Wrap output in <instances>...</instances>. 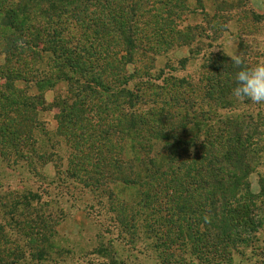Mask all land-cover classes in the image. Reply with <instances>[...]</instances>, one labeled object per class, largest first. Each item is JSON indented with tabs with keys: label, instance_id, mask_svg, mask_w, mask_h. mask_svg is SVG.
<instances>
[{
	"label": "rangeland",
	"instance_id": "1",
	"mask_svg": "<svg viewBox=\"0 0 264 264\" xmlns=\"http://www.w3.org/2000/svg\"><path fill=\"white\" fill-rule=\"evenodd\" d=\"M66 1L63 11L56 10L55 16L46 20L41 16L42 11L59 4L57 0H0L3 77L14 66V59L7 64L5 58L10 57L17 45L13 40H18L22 32L31 34V28L41 26L52 37V33L62 29L59 37L62 44L79 41L89 51L92 36L85 30L91 32L97 22L108 26L103 38L116 60L112 76L111 67L105 66L99 56L87 59V72L72 74L64 68L65 74L72 80L80 79L79 85L104 74L110 81L113 79L116 90L137 89L144 104L139 111L154 113L156 119H162L157 122L160 123L157 135L169 137L179 133L186 142L194 138V143L187 142L196 143L188 151L190 154L227 152L235 160L226 167L234 172L238 168L235 164L247 166V176L240 186L247 190L240 195L250 201V225L230 228L227 242L213 248L212 235L204 220L197 213L184 217L177 201L170 202L172 199L159 194L160 189L155 185L150 195L156 198L152 199L147 196V185L139 190L100 179L103 186L96 191L93 189L96 185L92 188V184L85 186L87 182L69 179L66 173L71 172V159L86 151L78 147L77 140L80 137L78 143L82 145L86 140L81 137L89 130L77 129L66 137L62 135L55 119L59 111L55 100L59 97L68 100L65 83L56 84L64 65L56 69L54 60L48 61L51 56L42 54L35 67H28V73L31 75L34 70L35 75L28 77L29 84L9 81L16 90L29 88L30 96H43L46 111L37 116L35 150L22 151L28 162L13 152H8V162L0 156V223L5 225L0 242V251L5 254L3 261L8 264H264V105L237 102L231 94L235 76L225 74L226 94L210 84L219 73L225 72L217 67L220 57L229 59L232 73L238 71L230 59L233 55H240L249 65L264 60V0ZM23 11L27 14L22 15ZM47 21L51 25L46 26ZM8 22L14 29L4 26ZM118 29L122 33H117ZM100 39L103 41L101 36ZM126 39L131 41V47H126ZM54 58L61 62L66 56L56 54ZM15 70L22 71L16 67ZM42 78L55 86L48 89L46 84H39L37 80ZM116 79L119 84L114 82ZM7 83L0 75V108L5 106L1 88ZM111 109L115 110V117L128 112L124 104L118 108L122 112ZM79 132L84 136H77ZM144 136L148 143L144 142ZM154 138L143 133L136 141L141 148L135 145L133 135L121 144L125 163L122 172L129 173L130 162L137 164L145 157H161L165 164L162 163L160 172L167 176L158 178L156 185L181 180L182 173L166 164L169 146L153 141ZM40 156L49 160L40 162ZM133 173L143 175L135 169ZM199 195L196 201L203 202L202 191ZM33 197L34 201L28 200ZM24 198L29 202L28 207L18 204ZM36 216L46 222L48 235L28 237L27 232L15 228L19 219H26L29 223L26 229H30V221ZM163 252L173 255L172 261H166Z\"/></svg>",
	"mask_w": 264,
	"mask_h": 264
},
{
	"label": "trees",
	"instance_id": "2",
	"mask_svg": "<svg viewBox=\"0 0 264 264\" xmlns=\"http://www.w3.org/2000/svg\"><path fill=\"white\" fill-rule=\"evenodd\" d=\"M57 2L59 4L49 6L47 10L44 9L42 11L41 16L44 15V19L51 20L55 16L56 10L63 11L64 5L68 4L66 0H57ZM8 12L11 13V10L9 9ZM26 14L23 11L22 15ZM47 25H51L49 21L46 22ZM4 26L14 29V25L9 22L4 23ZM40 27H36L34 30L31 28V34L22 32L18 40L11 39L17 45L14 46L9 54L10 57H6L5 60L8 64L14 59V66L12 65L10 66L11 69H7L6 73L8 76L3 77L2 72H0L1 79L8 81L5 88H1L3 92L1 98L5 101V106L0 108V156L5 162H8V152H13L15 156L22 157V161L28 162V157H23L24 153L22 151L33 152L35 150L36 142L33 135L34 130L39 126L37 116L39 112L46 111L43 96L42 98L39 94L30 96L28 93L29 88L16 90L9 81L21 80L25 84H29L30 80L28 77L35 78V75L34 70L31 75L28 73V67L31 69L35 67V63L40 61L39 55L49 54L51 59H48V61L54 60V63H52L53 66L56 65V69H59L60 64L64 65L59 70L60 75L56 77V84L62 81L65 83L68 100L66 101L62 97L55 100L59 106L55 119H57L58 126L63 131L62 135L66 137L71 133H75L77 129L82 131L83 128H88L89 130L86 132L85 137H81L86 140L82 145L78 143L80 137L77 140L76 144L78 147H83L86 151L80 156L74 154V158L69 163L71 166L69 171L71 172L66 173L69 179L79 180L84 184L87 182L85 186L92 184L90 185L92 188L93 185H96L93 188L96 191L103 186L102 182L99 181L100 179L103 181L108 180V182L114 184H126L139 190H142L147 185V192H149L147 196L152 199L156 198L154 195H150L155 185L160 189L159 194H164L166 199H172L170 201L172 203L177 201L180 213L184 217L197 213L204 220L203 222L207 224L212 235L211 246L213 248H217L218 245L227 242L231 235L230 228L234 229L236 226L250 225L248 204L250 201L245 195H240L241 192L247 190L240 187L242 184L241 180L247 176V166L243 167L235 164L233 166L238 168L234 172V169L231 170L226 167V164L232 165L233 160H235L231 159L227 152H216L212 155H209L211 151L208 154H190L188 151L196 145V143L194 145L189 144L196 141L194 138L189 139L187 141L189 143H187L177 135L179 133L169 137L157 135V130H160L159 125H157L160 123L157 122H161L162 119H156L155 116L157 115L154 113L147 114L142 110L139 111L140 106L143 104V97L137 89L130 91L119 87L116 90L114 83L112 84L113 79L110 81L111 78L106 77L104 74L91 78L90 81L85 80L82 85L78 83L80 79L72 80L70 76L65 74L64 68H67L72 74L87 72L86 61L92 56H99L105 66L111 67L109 70L111 72L113 67H115L114 63L116 60H114L115 56L112 50L106 47L104 43L103 37L106 35V31H109L108 26L104 27L102 23L97 22L91 32L85 30L87 34L92 36V42L87 47L89 48L88 52L79 41H73L72 43L69 40L68 43L62 44L59 39L60 34L63 32L62 29L52 33V37H49L46 30L40 29ZM33 31L34 35L32 34ZM117 33H122V30L118 29ZM85 37L86 35L83 38ZM66 45H69L68 48L64 47ZM125 45L126 47H131L132 43L126 39ZM56 54L65 55L66 59H61V62L60 59L55 61L54 55L56 57ZM220 58L217 62L221 67H217L219 69L222 68L225 72L219 73L210 84L218 92L226 94L225 74L234 78L235 73L229 71V59ZM117 59L120 60V56ZM57 62H60L59 65ZM15 67L17 69L21 68L22 71L20 70L19 73L15 70ZM109 74L112 76V72ZM37 82L39 84L43 83V85L46 84L48 89H52L55 86L54 83H49L43 78L37 80ZM114 82L119 84L120 81L117 83L116 79ZM37 89L36 91L39 92L40 88ZM122 104L128 108V112L117 115V117L113 116L115 110H112L111 107L116 108L120 112L121 110L118 108ZM9 113H12L13 117H10ZM123 120L125 123H122ZM178 129H181V127ZM143 133H147L148 136L153 135L155 137L153 141H161L169 146V150L165 155L167 156L166 164L169 163L170 166H174L177 173H182L181 180L177 179V182L175 181L176 179L167 180L166 184L156 185L158 178L162 179L167 176L165 172H160L162 163L165 164V159H160L161 157H145L139 160L137 164L130 162L128 163L130 165L129 173L125 174L122 172V165L125 163L123 157H121V152L123 153L124 150L121 144L133 135L135 145L141 148V145L136 141ZM77 136H84V133L79 132ZM145 137L147 138V136H144V142L148 143ZM210 145L212 146V143ZM200 146L199 144L198 147ZM216 154H220L221 157ZM193 157L196 158L193 159ZM182 159L186 161L183 162ZM45 160H49V157L40 156V162H45ZM133 169L139 170L143 175L140 176L137 173H133ZM171 176L175 175L172 174ZM83 178H85V181H83ZM199 191H202L203 202L196 201V199L200 198ZM144 199L147 200L146 198ZM25 200L24 198V202L18 204L28 207L29 202H25ZM28 200L34 201L35 199L33 197ZM201 214H205V216ZM16 223L18 226H15V228L27 232L28 237L48 235V231H46L48 226L39 216H36L35 220L30 221L33 226L30 229H26L29 224L26 219H19ZM4 226L0 223V242L4 238ZM163 254L166 261H172L173 255H166L165 252ZM9 255L15 256L11 252H9ZM4 258L5 254L0 251V264H8L3 261ZM15 258H17V255ZM16 260L18 262L19 258Z\"/></svg>",
	"mask_w": 264,
	"mask_h": 264
},
{
	"label": "clouds",
	"instance_id": "3",
	"mask_svg": "<svg viewBox=\"0 0 264 264\" xmlns=\"http://www.w3.org/2000/svg\"><path fill=\"white\" fill-rule=\"evenodd\" d=\"M230 59L238 69L232 96L239 103L264 105V60L249 65L240 55H233Z\"/></svg>",
	"mask_w": 264,
	"mask_h": 264
}]
</instances>
